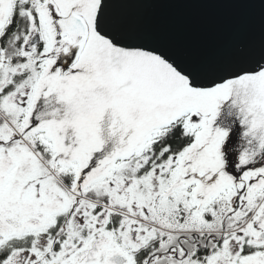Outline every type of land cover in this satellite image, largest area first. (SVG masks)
I'll return each instance as SVG.
<instances>
[{
    "label": "snow or ice",
    "instance_id": "snow-or-ice-1",
    "mask_svg": "<svg viewBox=\"0 0 264 264\" xmlns=\"http://www.w3.org/2000/svg\"><path fill=\"white\" fill-rule=\"evenodd\" d=\"M162 2L0 0V264H264V32L182 45Z\"/></svg>",
    "mask_w": 264,
    "mask_h": 264
},
{
    "label": "water",
    "instance_id": "water-1",
    "mask_svg": "<svg viewBox=\"0 0 264 264\" xmlns=\"http://www.w3.org/2000/svg\"><path fill=\"white\" fill-rule=\"evenodd\" d=\"M239 0H163L145 18L177 43L209 50L236 51L259 45L264 32V5Z\"/></svg>",
    "mask_w": 264,
    "mask_h": 264
}]
</instances>
